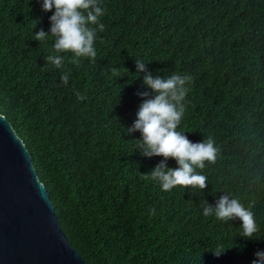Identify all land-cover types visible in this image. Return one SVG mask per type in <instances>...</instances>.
Here are the masks:
<instances>
[{
  "label": "trees",
  "instance_id": "obj_1",
  "mask_svg": "<svg viewBox=\"0 0 264 264\" xmlns=\"http://www.w3.org/2000/svg\"><path fill=\"white\" fill-rule=\"evenodd\" d=\"M100 3L95 60L76 66L64 54L57 69L46 62L51 40H34L53 13L42 0H0V114L26 145L67 241L84 264H252L264 251V0ZM137 59L153 76L192 77L178 131L214 141L215 163L196 170L206 189L162 191L146 177L163 157L142 156L141 133L125 132L138 93H151ZM221 196L254 204L253 239L238 218L203 216ZM220 245L227 251L216 257Z\"/></svg>",
  "mask_w": 264,
  "mask_h": 264
},
{
  "label": "clouds",
  "instance_id": "obj_2",
  "mask_svg": "<svg viewBox=\"0 0 264 264\" xmlns=\"http://www.w3.org/2000/svg\"><path fill=\"white\" fill-rule=\"evenodd\" d=\"M42 10L52 12L49 17L50 29L42 28L34 32V40L47 43L51 40L54 55H49L46 62L57 69H63L65 55L71 54L69 62L79 66L82 58L95 60L97 51L95 40L98 31L104 30L101 18L106 14L100 0H42ZM33 29L39 20H34ZM137 73H144L143 83L151 90L138 95L142 103L137 112V119L125 132L131 134L135 131L141 133L138 148L145 157L160 156L163 159L146 177L157 181L162 191H170L179 186L184 189L198 188L201 191L207 187V177L196 170H203L206 163H215L217 148L214 141L193 143L181 131H178L185 114L184 100L189 92L192 77L185 74H172L167 78L153 76L145 68L142 60H136ZM114 75H119L118 69H113ZM70 72H63L60 80L68 85ZM78 100L86 97L77 92ZM173 159L177 167L170 168L167 161ZM254 204L245 207L237 198L221 196L215 206L206 202L202 205L203 216L215 217L228 222L238 218L242 221L240 235L245 239H253L259 231L254 212ZM154 209L152 212L154 213ZM227 249L222 245L212 251L216 257L225 254ZM252 264H264V251H258Z\"/></svg>",
  "mask_w": 264,
  "mask_h": 264
},
{
  "label": "water",
  "instance_id": "obj_3",
  "mask_svg": "<svg viewBox=\"0 0 264 264\" xmlns=\"http://www.w3.org/2000/svg\"><path fill=\"white\" fill-rule=\"evenodd\" d=\"M0 264H84L59 225L26 145L1 114Z\"/></svg>",
  "mask_w": 264,
  "mask_h": 264
}]
</instances>
